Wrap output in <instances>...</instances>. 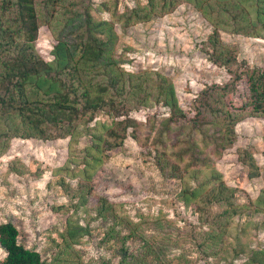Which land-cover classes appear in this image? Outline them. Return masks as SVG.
I'll return each instance as SVG.
<instances>
[{"label":"rangeland","instance_id":"374dc122","mask_svg":"<svg viewBox=\"0 0 264 264\" xmlns=\"http://www.w3.org/2000/svg\"><path fill=\"white\" fill-rule=\"evenodd\" d=\"M137 2L145 4L147 0H60L55 6V17L51 18L46 10L52 9L51 0L48 4L46 0H37L41 26L36 50L43 58L51 59L55 33L62 31L67 38L76 39L77 34L72 30L86 11L97 20L113 18L116 38L111 53L118 61L122 60L124 71L153 70L166 75L174 85L180 107L187 117H192L201 91L215 83L223 85L232 76L210 56L208 37L214 26L187 0H181L170 12L125 26L124 18L118 15ZM220 39L234 49L238 61L264 65L263 37L220 31ZM247 93L243 77L236 82L234 90L221 96L222 102L212 101L211 106L216 111L223 106L226 110L239 111ZM126 110L135 123L128 127L123 144L108 151L93 174L92 194L85 204L79 199L80 177H71L66 170L72 159L69 137L12 138L8 149L0 156V223L13 222L19 231V242L38 251L45 264L117 263L119 242L115 238L104 240L112 218L96 216L98 197L113 204L116 215L128 216L129 221L139 224L144 235L152 233L157 242L163 243L161 258L164 257V262L149 255L136 264H241L247 260L249 250L264 247V227L261 226L264 213L252 212L243 214L238 222L250 217L258 224L249 225L245 230L231 226L224 247L227 256L202 252V237L214 217L222 215L223 207L215 204L203 207L201 212L185 208L176 200L181 189L180 179L166 178L155 164L157 154L163 149L155 142L156 135L162 134L163 145L172 149L168 154L177 160L189 124L172 123L166 129L169 110L161 103L138 107L137 101L132 99ZM211 116H207V121H211ZM95 119L111 122V117L104 114ZM202 124L197 128V136L207 139L208 134L203 136V133H210L208 129L213 128L208 126L210 123ZM234 133V143L220 155L214 154L211 145L204 148L205 164L213 166L226 184L235 188L239 203H249L264 189V116L247 114L241 117L234 125ZM89 141V136H83L76 144L74 154L79 160L84 154L80 149ZM241 150H246L247 154L240 156ZM75 163L72 162L71 168ZM253 165L258 170L256 175ZM237 218L238 215L234 217L236 221ZM76 223L86 226L88 232L80 237L79 243L66 247L62 234L69 225L76 226ZM126 223L121 226L122 231L133 226ZM139 239L136 236L126 240L129 251L141 252L143 240ZM217 248L212 246L211 251ZM211 251L207 249L208 253ZM233 252L238 255L230 262L228 259ZM3 255L0 247V262Z\"/></svg>","mask_w":264,"mask_h":264},{"label":"trees","instance_id":"16d2710c","mask_svg":"<svg viewBox=\"0 0 264 264\" xmlns=\"http://www.w3.org/2000/svg\"><path fill=\"white\" fill-rule=\"evenodd\" d=\"M59 1L51 0L52 9H46L51 18L55 17V6ZM187 1L213 24V32L208 37L210 56L213 62L226 67L232 75L229 82L215 83L201 91L194 103L196 113L192 117H187L180 107L174 85L166 75L153 70L124 71L122 60L118 61L111 53L116 38L113 18L97 20L86 11L72 30L77 34L76 39L67 38L62 31L55 33L52 57L45 59L35 46L41 26L37 0H0V156L15 137L42 140L69 137L72 159L66 170L69 176L80 177L79 199L85 204L88 195L92 194L93 174L104 162L108 151L123 144L128 127L135 123L127 115L129 101L135 99L138 107L161 103L169 110L166 129L172 123L186 122L189 132L181 141L182 150L177 160L168 154L172 149L163 145L162 134L156 135L155 142H159L163 149L157 154L155 164L166 178L180 179L181 189L176 200L185 208L201 212L203 207L215 204L223 207L222 215L214 217L211 227L203 235L201 247L206 255L221 257V254L227 256L224 247L231 226L245 230L249 225L258 224L250 217L241 223L238 219L246 213H264V189L254 201L239 203L235 188L226 184L218 170L205 164L207 153L204 148L211 145L214 154L220 155L223 149L234 143V125L241 117L247 114L264 116V65L238 61L234 49L220 39V31L264 38V0ZM180 2H137L118 17L124 18L125 26L145 22L154 15L172 11ZM243 77L248 93L239 111L226 110L224 106L216 111L211 106L212 101L222 102L221 96L234 90L236 82ZM100 114L111 117V122L95 119ZM210 114L212 119L207 121ZM203 122L210 123L208 126L213 128L208 129L210 133H203V136L208 134L207 139L197 136V128L203 126ZM83 136H89L90 141L80 149L84 154L79 160L74 153ZM241 153L247 154L246 150H241L240 156ZM73 161L76 163L71 168ZM253 166L256 175L258 170ZM113 208L107 199L98 197L96 216L112 218L104 240L115 238L119 242L116 264H136L149 255L160 263L164 262V257L161 258L163 243L157 242L152 233L144 235L139 224L129 221L128 216L116 215ZM237 215L236 221L234 217ZM126 221L133 226L122 231L121 226H125ZM261 226L264 227V218ZM86 231V226L79 223L69 225L62 234L66 247L79 243ZM18 236L19 231L13 222L0 223V247L4 251L0 263L45 264L41 254L20 243ZM136 236L143 240L141 252L129 251L125 245L128 238ZM212 246L218 248L211 251ZM207 249L211 252L208 253ZM237 255L233 252L228 260L232 262ZM241 264H264V247L249 250L247 260Z\"/></svg>","mask_w":264,"mask_h":264}]
</instances>
